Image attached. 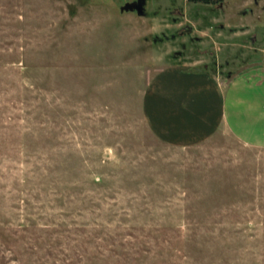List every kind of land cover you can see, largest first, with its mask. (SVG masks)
Listing matches in <instances>:
<instances>
[{"label": "rangeland", "instance_id": "374dc122", "mask_svg": "<svg viewBox=\"0 0 264 264\" xmlns=\"http://www.w3.org/2000/svg\"><path fill=\"white\" fill-rule=\"evenodd\" d=\"M0 0V264H264V152L158 141L180 67L264 66V0Z\"/></svg>", "mask_w": 264, "mask_h": 264}, {"label": "crops", "instance_id": "0c3cea01", "mask_svg": "<svg viewBox=\"0 0 264 264\" xmlns=\"http://www.w3.org/2000/svg\"><path fill=\"white\" fill-rule=\"evenodd\" d=\"M149 132L175 148L225 137L264 152V66L221 83L203 73L172 67L157 74L143 99Z\"/></svg>", "mask_w": 264, "mask_h": 264}, {"label": "water", "instance_id": "95a60500", "mask_svg": "<svg viewBox=\"0 0 264 264\" xmlns=\"http://www.w3.org/2000/svg\"><path fill=\"white\" fill-rule=\"evenodd\" d=\"M145 4V0H138L137 3L126 4L123 8H121L120 12L122 14L136 13L138 17L143 18L145 16Z\"/></svg>", "mask_w": 264, "mask_h": 264}, {"label": "flooded vegetation", "instance_id": "af4514ba", "mask_svg": "<svg viewBox=\"0 0 264 264\" xmlns=\"http://www.w3.org/2000/svg\"><path fill=\"white\" fill-rule=\"evenodd\" d=\"M146 3H147V0H145ZM206 1H211V3H213L214 0H206ZM187 4L189 5H193V6H201V7H205V8H214V7H218V6H221L222 4H224V0L221 4H218V5H213V4H197V3H191L190 0H187ZM146 6V4H145Z\"/></svg>", "mask_w": 264, "mask_h": 264}, {"label": "trees", "instance_id": "16d2710c", "mask_svg": "<svg viewBox=\"0 0 264 264\" xmlns=\"http://www.w3.org/2000/svg\"><path fill=\"white\" fill-rule=\"evenodd\" d=\"M191 3H197V4H213V5H218L223 2V0H214L213 3L211 1H206V0H190Z\"/></svg>", "mask_w": 264, "mask_h": 264}]
</instances>
